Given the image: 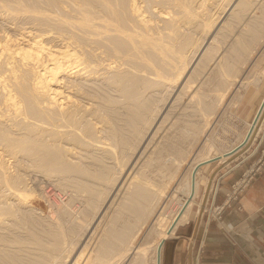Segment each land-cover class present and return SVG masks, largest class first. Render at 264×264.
<instances>
[{
	"label": "rangeland",
	"instance_id": "rangeland-1",
	"mask_svg": "<svg viewBox=\"0 0 264 264\" xmlns=\"http://www.w3.org/2000/svg\"><path fill=\"white\" fill-rule=\"evenodd\" d=\"M83 1L25 0L24 2V0H0V62L2 64L7 61L11 62L12 58V61H14L11 64L8 62L6 65L5 63L0 64V67H2L0 70L4 71L6 68L7 70L11 68L7 73L5 72L7 70L4 71L5 75L3 71L0 72V75L2 73L0 79L6 83L3 86V82L0 81V93L2 94L0 95V264H92L94 260L96 264H99L100 262L96 260L100 257L102 260L104 259L102 264H130L131 259H127V256L121 258L120 255L124 245L123 239L129 238L130 234H133L137 238H135V244H143L144 240L150 238L149 236L152 233L155 235V229L158 230L160 223L165 220H161V218L171 217L181 206L186 196L181 182L185 179L191 164L206 151L209 142L213 144V153L233 147L245 133L248 122L252 121L255 107L258 102L257 107L259 106L264 95V0H191V2L190 0H177L176 2L175 0H136V2L135 0H131V2L130 0L129 2L127 0H116L118 3L115 0ZM133 4L134 6L137 4V8L141 7L140 11L138 9V14L141 12L147 13L137 15ZM29 5L36 7V11L33 6L30 7ZM126 5H129L128 8ZM93 6H95L94 10L92 9ZM175 7L177 8L174 9ZM183 9L186 11L184 12ZM171 10H174L172 13L175 12L176 17L173 15L175 18L178 16L180 18V15L182 18L184 14L181 13H185L187 19H185V16L182 20H188L189 24L180 21L182 25H178V23H175L176 19L174 17L172 18L170 15V17H165L162 14ZM83 11L87 12L85 13L86 16H90L89 21L86 20L88 23L85 21L87 17L84 16ZM89 11L93 15L88 14ZM133 12L135 13L133 14ZM94 13L95 16L98 15L95 17ZM103 14L111 16H108V18L113 19L110 20L112 24L108 23L109 19L106 18L107 16L104 17ZM187 14L190 17L192 16V20ZM100 16H102L101 19ZM91 20H93V23L90 22ZM127 20H130V24L135 23V26L130 25ZM142 20L146 22L144 23ZM190 20L194 21L190 22ZM70 21L72 22L70 23ZM81 21L85 23L83 22L82 25ZM106 21L108 22L106 23ZM113 21L118 22L114 23ZM84 24L87 26H84ZM94 24H97V26H94ZM110 25L113 27H110ZM44 27L47 29L45 30ZM94 28L96 31L98 30L97 33ZM140 28H143L142 31ZM131 31L132 33H130ZM143 31L147 36L150 33L149 36L151 35L152 39L159 40L168 47L162 50L158 48V50L151 43L152 40L150 42L148 39H143V34L141 35V32L144 33ZM90 32L93 34L91 35ZM88 33L90 34L88 35ZM130 35H132V38H130ZM37 36L43 40H40ZM116 36L122 43L118 42V39L115 41ZM167 36L172 37L167 39ZM32 37H34V40ZM112 37H114V40ZM126 37H129L128 40ZM36 39L42 43L45 42L44 45L49 50L50 46L51 49L57 46L59 50L66 48L68 44L71 45V48L77 46L76 50H79V54L81 55L83 52L82 57L84 56L90 63H88L91 67L89 69L93 70L92 72L89 69L86 70L89 67L87 66L82 74H63L61 76L64 81L62 80L63 83L61 82L60 86L65 89L64 92H67L65 94H71V97H74L71 101L68 100V104H70V107L67 106L68 109L70 108V111L67 109L68 112L66 109L63 111L60 106L50 104L46 93H44V96L41 91L34 90L32 81H34L38 69L42 68L40 65L43 66L42 63L48 58L47 49L43 52L45 54L42 53L44 57L40 56V59L46 58L42 60V63L40 60L39 64L34 62H31L33 63L31 64L24 61L23 63L22 60L19 61L20 58L18 57L15 60L11 53H8V56L5 51L8 49L5 48L4 50L3 47L4 41L10 44L8 46L11 48L14 45V48L17 47L16 45L22 46L20 43L25 44L24 46L27 47V44ZM134 39L138 41L135 42ZM125 40L127 41L125 42ZM24 41H27V44ZM104 45L106 46L104 47ZM57 47L54 49H58ZM162 51L167 54L165 55ZM3 52L6 56L3 55ZM160 52H162L161 56H159ZM110 55L114 57L111 58ZM4 58L8 60L5 61ZM15 61L18 63H15ZM183 61L189 64L186 70L184 69L185 71L179 81L175 82L172 78L176 76L175 73H178V70H183L181 68V66L184 67ZM150 63L151 65H148ZM12 64L13 68L11 67ZM229 64H233L230 74L232 72L237 76H234L236 78L234 82L232 81L233 84L226 95L223 96L221 92L224 88L219 83V79L223 78L220 71L228 67ZM5 66L7 67L5 68ZM8 66L10 67L8 68ZM152 66L154 67L152 68ZM119 68L122 69V72ZM155 68H157L158 73L160 72V75H156L158 73ZM13 69H17L16 73L18 72V75L13 72ZM143 70L148 72L145 73ZM141 72L143 77H140V75L142 76ZM6 75L11 76L7 78ZM16 76L19 80L15 78ZM165 76L168 77L165 78ZM11 77H14L16 82ZM9 78L12 80L7 81ZM166 79L171 81L167 82ZM107 82L109 83L107 84ZM115 82L117 83L115 84ZM187 82L191 85L189 88L186 87ZM9 84L13 86L11 87ZM130 85L134 90L131 89ZM14 86L17 89L16 91H14ZM139 86L141 87L139 88ZM1 87L4 88L1 89ZM9 87H11V92L14 91L11 93L12 98L15 99L13 101L12 99H6L8 94L6 97L5 93H10L8 92ZM21 87L23 88L21 89ZM4 95L6 98H4ZM99 98L101 99L99 100ZM10 101L17 102V105L19 102L23 106L19 104L14 109V105L9 106ZM132 101L134 102L132 103ZM7 102L8 106H6ZM2 105L5 106L2 107ZM50 106L51 108H49ZM3 109L8 110V114H5ZM37 109L38 111H36ZM71 111L73 115H68ZM32 112L36 114L33 115ZM61 112L62 114H59ZM64 112L66 114H63ZM47 116L49 119L51 117L52 120L45 118ZM67 118L68 120H66ZM87 118L91 121L89 122ZM69 119L73 120L69 121ZM47 122L48 125H46ZM72 122L73 124H71ZM83 123L87 126L85 127ZM99 124L100 126H98ZM114 126L115 128H113ZM89 127L91 133H89ZM136 128L138 129L134 130ZM42 129L46 130L42 131ZM80 129L82 133L79 131ZM42 132L46 133L43 134ZM52 135L53 137H51ZM16 150L17 152H15ZM14 153L15 155H13ZM2 159L3 162H1ZM262 166L264 167V117L259 130L248 147L234 154L228 161L222 162L220 159H215L202 167L201 173L203 176L201 175L199 190L194 197L190 217L179 225H192L199 218L201 220L221 221L226 206L244 191H241L239 187L246 185L249 181L251 182ZM237 170L240 172V176L233 180L231 191L222 203H215L218 188L223 180L221 177L230 171ZM211 173H213V176H211ZM133 190L138 194L132 192ZM143 196L146 198H142ZM133 201L137 204H133ZM177 230L174 235H176ZM87 259L90 261L88 262Z\"/></svg>",
	"mask_w": 264,
	"mask_h": 264
},
{
	"label": "bare ground",
	"instance_id": "bare-ground-1",
	"mask_svg": "<svg viewBox=\"0 0 264 264\" xmlns=\"http://www.w3.org/2000/svg\"><path fill=\"white\" fill-rule=\"evenodd\" d=\"M65 1H68V0H64V2ZM70 1H72V0H70ZM85 1V0H84ZM83 1V2H84ZM116 1V0H115ZM119 1V0H118ZM128 2H129V0H127ZM163 1V0H162ZM177 0H175V2H176ZM182 1V0H181ZM189 1V0H188ZM204 1V0H203ZM24 2H25V0H24ZM74 2V1H73ZM73 2H71V3H73ZM90 2V1H89ZM113 2V1H112ZM117 2V1H116ZM130 2H131V0H130ZM135 2H136V0H135ZM160 2V1H159ZM170 2V1H169ZM179 2V1H178ZM190 2H191V0H190ZM190 2H188V3H190ZM22 3H23V1H22ZM30 3V2H29ZM33 3V2H32ZM60 3V2H59ZM69 3V2H68ZM70 3V4H71ZM88 3V2H87ZM98 3V2H97ZM104 3V2H103ZM115 3V2H114ZM118 3V2H117ZM117 3H115V4H117ZM184 3V2H183ZM201 3H203V2H201ZM18 4V3H17ZM19 4H20V2H19ZM25 4V3H24ZM27 4H28V2H27ZM84 4V3H83ZM82 4V5H83ZM92 4H93V1H92ZM112 4V3H111ZM122 4V3H121ZM143 4V3H142ZM155 4V3H154ZM158 4V3H157ZM160 4V3H159ZM179 4H181V3H179ZM204 4V3H203ZM230 4V3H229ZM228 4V5H229ZM21 5V4H20ZM31 5V4H30ZM29 5V6H30ZM73 5V4H72ZM105 5V4H104ZM137 4H135V6H134V4H133V6H134V11H136L137 13V15H143L144 13H147V12H141V13H139L138 14V12L140 11V8H137L138 6H136ZM162 5H164V4H162ZM173 5V4H172ZM172 5H171V7H172ZM181 5H183V4H181ZM184 5H185V3H184ZM188 5V4H187ZM194 5V4H193ZM200 5V4H199ZM28 6V7H29ZM33 6V5H32ZM32 6H30V7H32ZM39 6H41V5H39ZM38 6V7H39ZM84 6H85V4H84ZM83 6V7H84ZM89 6V5H88ZM103 6V5H102ZM129 6V5H128ZM128 6L126 5V7L128 8ZM146 6V5H145ZM161 6V5H160ZM168 6V5H167ZM24 7V6H23ZM26 7V6H25ZM29 7V8H30ZM94 7L95 6H93V10H94ZM105 7H106V5H105ZM105 7H104V9H105ZM108 7H110V6H108ZM107 7V8H108ZM112 7V6H111ZM130 7H131V5H130ZM129 7V8H130ZM142 7H144V6H142ZM152 7V6H151ZM166 7V6H165ZM201 7V6H200ZM33 8H34V6H33ZM36 8V7H35ZM34 8V10L36 11V9ZM65 8V7H64ZM78 8H81V7H78ZM84 8H86V7H84ZM88 8V7H87ZM155 8V7H154ZM153 8V9H154ZM166 8H168V7H166ZM177 7H175L174 9H176ZM182 8H184V6H182ZM187 8V7H186ZM205 8V7H204ZM225 8H227V7H225ZM23 9V8H22ZM27 9V8H26ZM44 9V8H43ZM91 9V10H92ZM103 9V10H104ZM114 9V8H113ZM138 9H139V11H138ZM171 9V8H170ZM180 9V8H179ZM178 9V10H179ZM193 9V8H192ZM207 9H208V7H207ZM25 10V9H24ZM31 10H32V8H31ZM39 10H41L40 8H39ZM45 10V9H44ZM83 10V9H82ZM89 10V9H88ZM87 10V11H88ZM111 10V9H110ZM109 10V11H110ZM115 10V9H114ZM121 10H123V9H121ZM165 10V9H164ZM206 10V9H205ZM226 10V9H225ZM224 10V11H225ZM33 11V10H32ZM38 11V10H37ZM49 11V10H48ZM102 11V10H101ZM105 12H106V9L104 10ZM125 11V10H124ZM174 11V10H173ZM172 10L171 11H166V13L164 12V13H162V14H164L165 15V17H167V16H172V18L175 16L176 17V14L174 15V13H172L173 12ZM183 11H184V9H183ZM186 11V10H185ZM184 11V12H185ZM188 11V10H187ZM194 11H195V9H194ZM194 11H192V12H194ZM24 13H25V11H23ZM28 12V11H27ZM80 12V11H79ZM84 12V11H83ZM111 12V11H110ZM128 12V11H127ZM129 12H131L130 10H129ZM162 12V11H161ZM160 12V13H161ZM177 12V11H176ZM179 12V11H178ZM190 12V11H189ZM52 13V12H51ZM78 13V12H77ZM85 13H87V12H84L83 14H84V16L85 17H87V18H85V21L87 20V21H89V18H90V16L88 15V16H86L87 14H85ZM97 13H99V12H97ZM96 13V14H97ZM103 13V12H102ZM113 13H114V11H113ZM119 13V12H118ZM125 13V12H124ZM135 12H133V14H134ZM187 13V12H186ZM195 13V12H194ZM194 13H192V14H194ZM199 13V12H198ZM220 13V12H219ZM222 13V12H221ZM13 14V13H12ZM53 14V13H52ZM81 14V13H80ZM88 14H90V11H89V13ZM100 14V13H99ZM106 14H107V12H106ZM104 15V17L105 16H107V15ZM121 14V13H120ZM131 14V13H130ZM181 14H184V17H182V18H185V13H181ZM188 14H190V13H188ZM187 14V15H188ZM200 14V13H199ZM203 14V13H202ZM36 15V14H35ZM39 15H40V13H39ZM90 15H93V14H90ZM98 15V14H97ZM96 15V16H97ZM119 15V14H118ZM147 15V14H146ZM151 15V14H150ZM160 15V14H159ZM174 15V16H173ZM179 15V14H178ZM198 15V14H197ZM42 16H43V14H42ZM47 16V15H46ZM53 16V15H52ZM54 16H57V15H54ZM94 16H95V13H94ZM95 16V17H96ZM108 16H110V15H108ZM108 16L106 17L107 19H109L108 18ZM127 16V15H126ZM132 16V15H131ZM136 16V15H135ZM145 16V15H144ZM161 16H163V15H161ZM160 16V17H161ZM169 16V17H170ZM189 16V15H188ZM194 16V15H193ZM37 17V16H36ZM59 17H61V16H59ZM70 18H71V16H69ZM92 17V16H91ZM101 17L102 16H100V19H101ZM115 17H116V15H115ZM141 17V16H140ZM139 17V18H140ZM143 17V16H142ZM141 17V18H142ZM148 17V16H147ZM150 17V16H149ZM174 17V19H176V21H175V23H178V25L180 24V21H184V23H187L188 22V24H189V21L188 20H185V19H187V16H186V18L184 19V20H182V18H181V15H180V18H179V16L177 17V18H175ZM190 17V16H189ZM198 17V16H197ZM200 17V16H199ZM198 17V18H199ZM202 17V16H201ZM220 17V16H219ZM18 18V17H17ZM52 18V17H51ZM66 18H68V17H66ZM98 18H99V16H98ZM124 18V17H123ZM132 18V17H131ZM130 18V19H131ZM164 18V17H163ZM191 18V20H192V16L190 17ZM194 18V17H193ZM56 19V18H55ZM58 19H60V18H58ZM69 19V18H68ZM73 19V18H72ZM78 19H80V18H78ZM82 20H83V18H81ZM128 19V18H127ZM133 19V18H132ZM144 19V18H143ZM148 19V18H147ZM189 19V18H188ZM94 20V19H93ZM93 20H91L90 22H92ZM110 20L112 21L113 19L111 18V19H109L108 21H106V23L108 22V23H111L112 24V22H110ZM141 20V19H140ZM145 20V19H144ZM155 20V19H154ZM153 20V21H154ZM164 20V19H163ZM170 20V19H169ZM173 20V19H172ZM190 20V22H193V21H191ZM86 21V22H87ZM96 21V20H95ZM99 21H101V20H99ZM128 21V23H129V21L130 20H127ZM135 22H137L136 20H134ZM143 21V20H142ZM141 21V22H142ZM148 21V20H147ZM174 21V20H173ZM217 21V20H216ZM72 21H70V23H71ZM78 22H79V20H78ZM82 22V21H81ZM84 22V21H83ZM83 22H82V25H83ZM90 22H89V25L91 26V24H90ZM103 22H104V19H103ZM114 22V21H113ZM116 22H118V21H116ZM116 22H114V23H116ZM144 22V21H143ZM146 22V21H145ZM144 22V23H145ZM151 22V21H150ZM157 22V21H156ZM169 22V21H168ZM196 22V21H195ZM75 23H77V22H75ZM74 23V24H75ZM85 23V22H84ZM88 23V22H87ZM93 23V22H92ZM105 23V24H106ZM113 23V24H114ZM121 23V22H120ZM143 23V24H144ZM158 23V22H157ZM174 23V22H173ZM183 23V22H182ZM184 23H183V25H184ZM34 24V23H33ZM73 24V25H74ZM78 24V23H77ZM98 24V23H97ZM97 24H94V26H97ZM99 24H100V22H99ZM104 24V23H103ZM122 24V23H121ZM130 24V23H129ZM135 23H133V24H130V25H134ZM137 24H139V23H137ZM136 24V25H137ZM151 24V23H150ZM191 24H193V23H191ZM93 25V24H92ZM100 25H102V23L100 24ZM119 25V24H118ZM117 25V26H118ZM163 25V24H162ZM170 25V24H169ZM180 25H182V24H180ZM195 25V24H194ZM210 25H213V24H210ZM254 25V24H253ZM34 26V25H33ZM69 26V25H68ZM80 26V25H79ZM84 26H87V25H85L84 24ZM93 26V27H94ZM109 26V25H108ZM116 26V27H117ZM124 26V25H123ZM135 26V25H134ZM150 26V25H149ZM152 26H153V24H152ZM177 26V25H176ZM191 26V25H190ZM193 26V25H192ZM39 27V26H38ZM41 27V26H40ZM83 27V26H82ZM81 27V28H82ZM110 27H113V26H111L110 25ZM109 27V28H110ZM127 27V26H126ZM125 27V28H126ZM146 27H147V24H146ZM255 27V26H254ZM5 28V27H4ZM20 28V27H19ZM18 28V29H19ZM45 28V27H44ZM51 28V27H50ZM53 28V27H52ZM75 28V27H74ZM118 28V27H117ZM124 28V29H125ZM129 28V27H128ZM134 28V27H133ZM144 28V27H143ZM143 28H140L141 29V31H142V29ZM148 28V27H147ZM154 28V27H153ZM170 28V27H169ZM181 28H182V26H181ZM180 28V29H181ZM209 28H210V26H209ZM253 28V27H252ZM257 28H258V26H257ZM1 29H3V28H1ZM16 29V28H15ZM24 29V28H23ZM29 29V28H28ZM42 29V28H41ZM47 28H45V30H46ZM54 29V28H53ZM87 29H89V28H87ZM97 29H98V27H97ZM103 29V28H102ZM102 29H101V31H102ZM107 29V28H106ZM112 29V28H111ZM110 29V30H111ZM114 29V28H113ZM116 29V28H115ZM135 29V28H134ZM33 30V29H32ZM36 30V29H35ZM38 30V29H37ZM60 30H62V29H60ZM78 30V29H77ZM86 30V29H85ZM92 30V29H91ZM94 30H95V28H94ZM117 30V29H116ZM123 30V29H122ZM136 30V29H135ZM148 30V29H147ZM174 31H175V29H173ZM177 30V29H176ZM179 30V29H178ZM177 30V31H178ZM251 30H253V29H251ZM256 30V29H255ZM259 30V29H258ZM20 31V30H19ZM29 31V30H28ZM39 31H41V30H39ZM48 31V30H47ZM53 31V30H52ZM55 31V30H54ZM64 31V30H63ZM62 31V32H63ZM70 31V30H69ZM98 31V30H97ZM97 31L95 30V32L97 33ZM100 31V30H99ZM101 31H100V33H101ZM103 31H105L104 29H103ZM119 31L121 32V30L119 29ZM128 31V30H127ZM126 31V32H127ZM130 31V30H129ZM133 31V30H132ZM132 31L130 32V33H132ZM140 31V30H139ZM152 31V30H151ZM167 31V30H166ZM26 32V31H25ZM77 32V31H76ZM75 32V33H76ZM84 32V31H83ZM89 32V31H88ZM93 32V31H92ZM106 32V31H105ZM108 32V31H107ZM111 32V31H110ZM116 32V31H115ZM118 32V31H117ZM119 32V33H120ZM123 32V31H122ZM144 32V31H143ZM154 32V31H153ZM160 32V31H159ZM44 33V32H43ZM52 33V32H51ZM91 33V32H90ZM90 33H88V35L90 34ZM109 33V32H108ZM123 33H125V32H123ZM123 33H121L122 35H123ZM127 33H129V32H127ZM135 33V32H134ZM133 33V34H134ZM145 33V32H144ZM144 33H142L141 32V35H142V37H143V39H148V41H150V40H152V42L151 43H153L154 44V46L158 49H164V48H167L168 47V45H166L165 43L164 44H162V42H160L159 40H156V39H154V41H153V39H152V36L150 35L149 36V34H148V36L146 35V33L144 34ZM170 33V32H169ZM208 33V32H207ZM12 34V33H11ZM10 34V35H11ZM29 34H31V33H29ZM37 34V33H36ZM39 34V33H38ZM78 34V33H77ZM82 34V33H81ZM93 33H91V35H92ZM99 34V33H98ZM97 34V35H98ZM113 34V33H112ZM140 34V33H139ZM166 34V33H165ZM164 34V35H165ZM168 34V33H167ZM166 34V35H167ZM17 35V34H16ZM55 35H57V34H55ZM76 35V34H75ZM80 35V34H79ZM78 35V36H79ZM86 35V34H85ZM90 35V36H91ZM135 35V34H134ZM133 35V36H134ZM136 35H137V32H136ZM140 35V36H141ZM159 35V34H158ZM161 35V34H160ZM174 35V34H173ZM1 36V35H0ZM19 36V35H18ZM30 36V35H29ZM29 36H27L28 38H29ZM40 36V35H39ZM49 36V35H48ZM63 36V35H62ZM82 36V35H81ZM113 36V35H112ZM114 36H115V33H114ZM118 36V35H117ZM117 36H116V39H115V41L118 39L117 38ZM127 36V35H126ZM132 35H130V38H132L131 37ZM21 37V36H20ZM38 37V36H37ZM42 37V36H41ZM88 37V36H87ZM138 38H139V36H137ZM168 37L169 36H167V39H168ZM170 37H172V36H170ZM169 37V38H170ZM6 38L7 39H9L8 38V36H6ZM26 38V37H25ZM34 37H32V39H33ZM39 38V37H38ZM37 38V39H38ZM51 38V37H50ZM58 38V37H57ZM68 38V37H67ZM80 38H82V37H80ZM93 38H96V37H93ZM106 38H107V36H106ZM114 37H112V39H113ZM127 38H129V37H126V39ZM174 38V37H173ZM2 39H3V37H2ZM35 40V41H32V42H30L29 44H27V41L25 42L26 44H27V47H25L23 44H21L20 43V45H22V46H18V45H16L17 47H15L14 48V46H13V48H11L10 46H8V45H10V44H7V42H5L4 41V50H5V48H7L8 50H5L6 51V54L8 55V53H11V55H12V57H14V59L15 58H20V60L19 61H21L22 60V62L24 61L25 63H31V62H34V63H36V64H39V61L42 63L43 61V59H46V58H43V59H40V56L42 55V53L44 52V51H46V49H47V47L44 45V44H46L45 42L44 43H42L40 40L42 39V38H39L40 40ZM54 39V38H53ZM61 39V38H60ZM102 39V38H101ZM100 39V40H101ZM143 39H142V41H143ZM171 39V38H170ZM177 39V38H176ZM12 40V39H11ZM25 40H27V39H25ZM34 40V39H33ZM43 40V39H42ZM50 40V39H49ZM67 40V39H66ZM65 40V41H66ZM104 40V39H103ZM114 40V39H113ZM112 40V41H113ZM120 40H122L121 38H120ZM128 40V39H127ZM127 40H125V42L127 41ZM135 40V39H134ZM137 40V39H136ZM136 40H135V42H136ZM141 40V39H140ZM179 40V39H178ZM17 41V40H16ZM19 41V40H18ZM17 41V42H18ZM30 41V40H29ZM59 41V40H58ZM61 41V40H60ZM81 41V40H80ZM79 41V42H80ZM83 41V40H82ZM89 41V40H88ZM98 41V40H97ZM97 41H96V43H97ZM107 41V40H106ZM105 41V42H106ZM138 41V40H137ZM145 41V40H144ZM169 41V40H168ZM171 41V40H170ZM174 41V40H173ZM1 42H3V41H1ZM9 42H10V40H9ZM12 42H14V41H12ZM21 42V41H20ZM22 42H23V40H22ZM71 42V41H70ZM118 42H120V43H122V41H119V39H118ZM11 43V42H10ZM15 43V42H14ZM64 43V42H63ZM81 43V42H80ZM99 43V42H98ZM103 43V42H102ZM109 43V42H108ZM117 43V42H116ZM115 43V44H116ZM140 43V42H139ZM12 44V43H11ZM16 44H18V43H16ZM49 44V43H48ZM55 44V43H54ZM101 44V43H100ZM107 44V43H106ZM114 44V45H115ZM119 44V43H118ZM134 44V43H133ZM200 44H202V43H200ZM1 45V44H0ZM95 45V44H94ZM113 45V46H114ZM120 45V44H119ZM122 45V44H121ZM143 45V44H142ZM149 45H151V44H149ZM170 45V44H169ZM174 45V44H173ZM251 45H252V43H251ZM24 46V47H23ZM55 46V45H54ZM69 46V47H68ZM68 46L66 47V48H61V50H59V48L57 47V46H55V47H57L58 49H54L55 47H52L53 49H51V46H50V50H49V48L47 49V54H48V60L45 62L44 61V63H42L43 64V66H41L40 65V67H42L40 70L38 69V71L36 72V77L34 78V81H32L34 84H33V86H34V90H37L38 92L39 91H41L42 93H43V95H44V93H46V97H48V102L51 104H53V105H56V106H60L61 107V109L64 111L65 109L67 110L68 109V105H69V107H70V104H68V100H72V98H74V97H71L72 95L70 94V95H67V94H65V93H67V92H64V88H62L61 86H60V84H61V82H62V75L63 74H82V72H84V70H85V68L87 67V66H89V61L88 60H86V58L83 56L82 57V54H83V52H82V50L80 51V53H81V55L79 54V50H76V48H78L77 46H76V48L74 49V48H71L70 46L71 45H69L68 44ZM106 45H104V47H105ZM116 46V45H115ZM140 46V45H139ZM172 46V45H171ZM243 46V45H242ZM248 46V45H247ZM90 47V46H89ZM95 47V46H94ZM103 47V46H102ZM112 47V46H111ZM118 47V46H117ZM122 47V46H121ZM153 47V46H152ZM173 47V46H172ZM239 47V46H238ZM246 47V46H245ZM109 48V47H108ZM114 48V47H113ZM124 48H126V47H124ZM133 48V47H132ZM136 48V47H135ZM155 48V49H156ZM139 49H140V47H139ZM139 49H138V51H139ZM158 49V50H159ZM253 49V48H252ZM2 50H3V48H2ZM10 50V52H8ZM49 50V51H48ZM103 50V49H102ZM113 50V49H112ZM120 50V49H119ZM123 50V49H122ZM121 50V52H123ZM128 50H129V48H128ZM134 50V49H133ZM137 50V49H136ZM152 50V49H151ZM197 50V49H196ZM244 50V49H243ZM91 51V50H90ZM105 51V50H104ZM103 51V52H104ZM114 51V50H113ZM173 51V50H172ZM86 51H85V46H84V53H85ZM146 52V51H145ZM144 52V53H145ZM150 52V51H149ZM148 52V53H149ZM159 52V51H158ZM163 52V51H162ZM162 52H160V53H158V54H160L159 56H161L162 55ZM165 52V51H164ZM163 52V53H164ZM176 52H177V50H176ZM195 52V51H194ZM197 52V51H196ZM244 52V51H243ZM0 53H1V51H0ZM139 53V52H138ZM144 53H142V54H144ZM151 53V52H150ZM157 53V52H156ZM5 53L3 52V55H4ZM6 54H5V56H6ZM43 54H45V53H43ZM46 54V55H47ZM141 54V55H142ZM165 54V53H164ZM167 54V53H166ZM165 54V55H166ZM85 55H86V53H85ZM92 55V54H91ZM104 55V54H103ZM106 55V54H105ZM146 55V54H145ZM144 55V56H145ZM151 55V54H150ZM169 55V54H168ZM247 55V54H246ZM0 56H1V54H0ZM9 56V55H8ZM112 55H110V57H111ZM114 56H115V54H114ZM113 56V57H114ZM157 56V55H156ZM176 56V55H175ZM11 57V56H10ZM9 57V58H10ZM11 57V58H12ZM42 57H44V55H42ZM41 57V58H42ZM87 57V56H86ZM113 57H111V58H113ZM141 57V56H140ZM149 57V56H148ZM151 57V56H150ZM165 57V56H164ZM172 57H173V55H172ZM107 58H109V57H107ZM145 58V57H144ZM1 59H3V58H1ZM13 59V58H12ZM12 59H11V62H14V61H12ZM92 59V58H91ZM99 59V58H98ZM104 59V58H103ZM146 59V58H145ZM151 59V58H150ZM169 59V58H168ZM167 59V60H168ZM243 59V58H242ZM4 60H5V58H4ZM6 60H8L7 58H6ZM5 60V61H6ZM10 60V59H9ZM16 60V59H15ZM112 60V59H111ZM162 60H163V58H162ZM166 60V59H165ZM3 61V60H2ZM88 61V62H87ZM101 61V60H100ZM108 61V60H107ZM123 61V60H122ZM148 61V60H147ZM149 61H151V60H149ZM152 61H154V60H152ZM156 61V60H155ZM159 61H161V60H159ZM237 61V60H236ZM8 62V61H7ZM7 62L5 63V65L7 64ZM11 62H8L9 64H11ZM23 62V63H24ZM117 62V61H116ZM168 62V61H167ZM3 63V64H4ZM15 63H18V62H16L15 61ZM89 63V64H88ZM109 63V62H108ZM108 63H105V64H108ZM149 63V62H148ZM153 63V62H152ZM157 63V62H156ZM183 63H184V67H182L181 66V68H183V70H178V73H175V77L174 78H172V79H174L175 80V82L176 81H179V79L181 78V76H182V74L184 73V71L186 70V68H187V66H188V62H186V61H183ZM0 64L1 65H3L2 64V62H0ZM8 64V65H9ZM14 64V63H13ZM13 64L11 65V67L13 66ZM31 64H33V63H31ZM95 64V63H94ZM137 64V63H136ZM162 64V63H161ZM170 64V63H169ZM241 64H242V62H241ZM16 65V64H15ZM21 65V64H20ZM23 65V64H22ZM103 65V64H102ZM112 65V64H111ZM114 65V64H113ZM125 65V64H124ZM131 65H132V63H131ZM148 65H151V63L150 64H148ZM154 65V64H153ZM159 65V64H158ZM164 65V64H163ZM244 65V64H243ZM17 66V65H16ZM16 66H15V68H16ZM34 66H35V64H34ZM104 66V65H103ZM103 66H101V67H103ZM120 66V65H119ZM122 66V65H121ZM120 66V67H121ZM134 66V65H133ZM137 66H138V64H137ZM145 66V65H144ZM157 66V65H156ZM7 66H5V68H6ZM10 66H8V68H9ZM22 67V66H21ZM36 67H37V65H36ZM113 67H115V66H113ZM117 67V66H116ZM146 67V66H145ZM154 66H152V68H153ZM168 67V66H167ZM232 67H233V64H229L228 65V67H226L224 70H221L220 71V74H221V76L223 77L222 79H219V83H221V85H223V88H224V90L221 92V94H223V96H225L226 95V93H227V91L230 89V87H231V85L233 84V82H234V80H235V78H234V76H237V74H232V72H231V74H230V69H232ZM2 67H0V69H1ZM13 68V67H12ZM20 68V67H19ZM35 68V67H34ZM89 68H91L90 66L86 69V70H88ZM96 68V67H95ZM107 68V67H106ZM126 68V67H125ZM132 68V67H131ZM135 68V67H134ZM147 68V67H146ZM170 68V67H169ZM243 68V67H242ZM23 69H25V68H23ZM27 69V68H26ZM25 69V70H26ZM36 69V68H35ZM35 69H33V70H35ZM93 69V68H92ZM116 69V68H115ZM119 69H121V68H119ZM139 69V68H138ZM158 69H159V67H158ZM185 69V70H184ZM5 70H7V68L5 69ZM4 70V71H5ZM8 70H11V68L10 69H8ZM8 70L7 71H5L6 73L8 72ZM16 70L17 69H13V72L16 74V75H18L17 73H16ZM22 70V69H21ZM89 70H91V69H89ZM98 70V69H97ZM96 70V71H97ZM109 70V69H108ZM140 70V69H139ZM164 70V69H163ZM171 70V69H170ZM1 71H3V70H0V72ZM4 71H3V73H4ZM18 71H19V69H18ZM23 71V70H22ZM30 71V70H29ZM93 70H91V72H92ZM95 71V72H96ZM153 71V70H152ZM155 71H157V73H158V70H157V68H155ZM154 71V72H155ZM165 71V70H164ZM229 73H228V72ZM10 72V71H9ZM20 72V71H19ZM23 72H25V71H23ZM33 72V71H32ZM87 72V71H86ZM85 72V73H86ZM103 72H106V71H103ZM102 72V73H103ZM110 72V71H109ZM120 72H122V69H121V71ZM143 72H145L144 70H143ZM148 71L146 70V72L145 73H147ZM168 72V71H167ZM30 73H31V71H30ZM89 73V72H88ZM101 73V72H100ZM142 73V72H141ZM144 73V74H145ZM151 73V72H150ZM160 73V72H159ZM156 74V75H160V74ZM171 73V72H170ZM9 74V73H8ZM13 74V73H12ZM22 74V73H21ZM20 74V75H21ZM35 74V73H34ZM84 74V73H83ZM107 74V73H106ZM169 74V73H168ZM1 75H2V73H1ZM0 75V76H1ZM4 75H5V73H4ZM29 75H31V74H29ZM28 75V76H29ZM74 75V76H75ZM85 75V74H84ZM88 75V74H87ZM258 75V74H257ZM7 76V78L8 77H10V76H8V75H6ZM12 76H14V75H12ZM24 76V75H23ZM27 76V77H28ZM33 76V75H32ZM73 76V75H72ZM82 76V75H81ZM91 76V75H90ZM96 76V75H95ZM109 76V75H108ZM111 76V75H110ZM133 76H135V75H133ZM155 76V75H154ZM162 76V75H161ZM2 77V76H1ZM0 77V78H1ZM17 77L18 76H16L15 78L17 79ZM19 77H21V76H19ZM76 77V76H75ZM79 77V76H78ZM92 77V76H91ZM97 77V76H96ZM100 77V76H99ZM102 77V76H101ZM100 77V78H101ZM117 77V76H116ZM137 77V76H136ZM136 77H134V78H136ZM140 77H143V73H142V76L140 75ZM151 77V76H150ZM168 77V76H167ZM166 76H165V78H167ZM255 77V76H254ZM4 78V77H3ZM6 78V77H5ZM6 78V79H7ZM11 78H13V81H14V77H11ZM24 78H25V76H24ZM66 78V77H65ZM99 78V79H100ZM110 79H112L111 77H109ZM123 78V77H122ZM129 78V77H128ZM164 78V79H165ZM170 78V77H169ZM170 78V79H171ZM71 79V78H70ZM73 79V78H72ZM80 79V78H79ZM97 79V78H96ZM106 79V78H105ZM140 79V78H139ZM148 79V78H147ZM152 79V78H151ZM154 79V78H153ZM152 79V80H153ZM161 79V78H160ZM190 79V78H189ZM10 80H12V79H8L7 81H10ZM17 80H19V79H17ZM21 80V79H20ZM28 80V79H27ZM30 80H31V78H30ZM68 80V79H67ZM66 80V81H67ZM90 80V79H89ZM151 80V81H152ZM157 80V79H156ZM156 80H154V81H156ZM167 80V82L168 81H171V80H169V79H166ZM173 80V81H174ZM0 81L1 82H3L1 79H0ZM13 81L11 82L12 84H13ZM29 81V80H28ZM64 81V80H63ZM71 81V80H70ZM111 82H112V80H110ZM123 81V80H122ZM139 81V80H138ZM233 81V82H232ZM0 82V83H1ZM14 82H16V80L14 81ZM31 82V83H32ZM136 82V81H135ZM141 82V81H140ZM144 82H145V80H144ZM150 82V80L148 81V83ZM20 83V82H19ZM18 83V84H19ZM27 83V82H26ZM30 83V82H29ZM63 83V82H62ZM65 83V82H64ZM67 83V82H66ZM109 82H107V84H108ZM117 82H115V84H116ZM124 83V82H123ZM126 83V82H125ZM153 83V82H152ZM156 83H157V81H156ZM170 83V82H169ZM174 83V82H173ZM189 82H187L186 83V87L187 88H189L191 85L190 84H188ZM4 84L6 85V83H4L3 82V86H4ZM8 84V83H7ZM21 84H23L22 82H21ZM68 84V83H67ZM73 84V83H72ZM71 84V85H72ZM114 84V83H113ZM114 84V85H115ZM120 84V83H119ZM127 84H128V82H127ZM130 84H132L131 82H130ZM145 84V83H144ZM236 84V83H235ZM10 86H11V84H9ZM16 85H17V83H16ZM71 85H69V86H71ZM74 85V84H73ZM136 85V84H135ZM147 85V84H146ZM153 85V84H152ZM157 85H159V84H157ZM216 85V84H215ZM1 86V85H0ZM13 86V85H12ZM11 86V87H12ZM20 86V85H19ZM18 86V87H19ZM24 86H26V85H24ZM32 86V85H31ZM69 86H67V87H69ZM109 86V85H108ZM111 86H113V85H111ZM121 86V85H120ZM128 86V85H127ZM131 87H132V85H130ZM143 86V85H142ZM11 87H9V90H8V88L6 89V91L8 90V92H10V93H5V95H6V97H7V94H8V97L6 98L5 97V95H4V98H6V99H12V101L13 100H15L14 98H12L13 96H12V92H14V91H16L17 89H15V86L13 87L15 90L14 91H12L11 92V90H10V88ZM17 87V88H18ZM28 87V86H27ZM79 87V86H78ZM137 87V86H136ZM141 86H139V88H140ZM144 87H146V86H144ZM148 88H150L151 89V87H149V86H147ZM154 87H156V86H154ZM2 88H4V87H1V89ZM23 87H21V89H22ZM70 88V87H69ZM114 88V87H113ZM122 88H123V86H122ZM129 88V87H128ZM184 88V87H183ZM26 89V88H25ZM30 89V88H29ZM33 89V88H32ZM68 89V88H67ZM81 89V88H80ZM126 89H127V87H126ZM131 89H133V87L131 88ZM137 89V88H136ZM152 89H154V88H152ZM4 90V89H3ZM27 90V89H26ZM134 90V89H133ZM141 90V89H140ZM189 90V89H188ZM20 91V90H19ZM28 91V90H27ZM31 91V90H30ZM74 91V90H73ZM114 91V90H113ZM126 91H128V90H126ZM125 91V92H126ZM144 91V90H143ZM40 92V93H41ZM111 92V91H110ZM20 93V92H19ZM22 94L24 93V91L23 92H21ZM20 93V94H21ZM39 93V94H40ZM41 93V94H42ZM90 93V92H89ZM92 93V92H91ZM123 93V92H122ZM133 93V92H132ZM143 93V92H142ZM186 93V92H185ZM15 94V93H14ZM13 94V95H14ZM21 94V95H22ZM27 94H29L28 92H27ZM27 94H24V95H27ZM37 94V93H36ZM83 94V93H82ZM86 94V93H85ZM88 94V93H87ZM0 95H2L1 93H0ZM16 95V94H15ZM76 95V94H75ZM78 95V94H77ZM106 95H109V94H106ZM124 95H125V93H124ZM128 95V94H127ZM132 95V94H131ZM17 96V95H16ZM16 96H14V97H16ZM31 96V95H30ZM35 96V95H34ZM45 96V95H44ZM97 96V95H96ZM3 97V96H2ZM26 97H28V96H26ZM36 97V96H35ZM34 97V98H35ZM40 97H42L41 95H40ZM79 97V96H78ZM86 97V96H85ZM91 97V96H90ZM106 97H108V96H106ZM127 97V96H126ZM131 97V96H130ZM3 98V99H4ZM23 98V97H22ZM44 98V97H43ZM110 98V97H109ZM2 99V98H1ZM5 99V101H7ZM39 99V98H38ZM37 99V100H38ZM46 99V98H45ZM44 99V100H45ZM65 99H67V100H65ZM85 99V98H84ZM101 98H99V100H100ZM111 99V98H110ZM110 99H109V101H110ZM125 99V98H124ZM18 100V99H17ZM21 100H24V99H21ZM20 100V101H21ZM26 100V99H25ZM29 100V99H28ZM31 100V99H30ZM34 100V99H33ZM32 100V101H33ZM36 100V99H35ZM77 100V99H76ZM75 100V101H76ZM94 100H95V98H94ZM98 100V99H97ZM2 101V100H1ZM4 101V102H5ZM9 101V100H8ZM12 101H10L9 102V106H12V105H14V109H15V106H16V108L18 107V105L19 104H21V103H19L18 102V105L16 104V103H13ZM31 101V102H32ZM41 101V100H40ZM67 101V102H66ZM69 101V102H70ZM79 101V100H78ZM81 101V100H80ZM85 101H86V99H85ZM93 101V100H92ZM112 101H114V100H112ZM111 101V102H112ZM23 102V101H22ZM36 102V101H35ZM34 102V103H35ZM42 102H43V100H42ZM77 102V101H76ZM89 102H91L90 100H89ZM106 102V101H105ZM134 101H132V103H133ZM33 103V104H34ZM71 103V102H70ZM82 103V102H81ZM84 103V102H83ZM92 103V102H91ZM3 104V103H2ZM5 104V103H4ZM7 105L6 106H8V102L6 103ZM25 104V103H24ZM31 104V103H30ZM32 104V105H33ZM36 104V103H35ZM93 104V103H92ZM111 104V103H110ZM22 105V104H21ZM46 105V104H45ZM48 105V104H47ZM84 105V104H83ZM96 105V104H95ZM112 105V104H111ZM5 106V105H4ZM3 105H2V107H4ZM23 106V105H22ZM86 106V105H85ZM129 106V105H128ZM137 106V105H136ZM1 107V106H0ZM33 107V106H32ZM35 107V106H34ZM36 107H37V105H36ZM46 107V106H45ZM59 107V108H60ZM67 107V108H66ZM71 107H72V105H71ZM82 107H84V106H82ZM94 107V106H93ZM96 107V106H95ZM5 108H8V107H5ZM11 108V107H10ZM20 108V107H19ZM22 108V107H21ZM29 108H30V106H29ZM49 108H51V106L49 107ZM49 108H47V109H49ZM31 109V108H30ZM29 109V110H30ZM36 109V108H35ZM35 109H33L34 111H35ZM84 109H85V107H84ZM94 109H96V108H94ZM99 109V108H98ZM128 109V108H127ZM135 109V108H134ZM4 110V109H3ZM11 110V109H10ZM18 110V109H17ZM20 110V109H19ZM24 110V109H23ZM50 110V109H49ZM59 110V109H58ZM69 111H70V108L68 109ZM68 110H67V112H68ZM74 110H76V108H74ZM140 110H142V109H140ZM5 111V114L8 112V110L6 111V110H4ZM4 111H2L3 112V114H4ZM14 111H16V110H14ZM28 111V110H27ZM27 111H26V113H27ZM36 111H38V109L36 110ZM40 111V110H39ZM56 111V110H55ZM62 111V112H63ZM87 111V110H86ZM89 111H90V109H89ZM100 111V110H99ZM145 111V110H144ZM20 112V111H19ZM18 112V113H19ZM41 112V111H40ZM59 112V111H58ZM62 112L61 113H59V114H62ZM80 112V111H79ZM128 112V111H127ZM138 112V111H137ZM136 112V113H137ZM9 113H11L10 111H9ZM12 113H13V111H12ZM17 113V112H16ZM28 113H30V112H28ZM35 113V112H34ZM33 112H32V114L33 115H35ZM50 113V112H49ZM48 113V114H49ZM53 113V112H52ZM74 113V112H73ZM78 113V112H77ZM80 113H83V112H80ZM84 113H86V112H84ZM4 114V115H5ZM8 114V113H7ZM42 114V113H41ZM47 114V113H46ZM63 114H66L65 112L63 113ZM70 114H72V111L70 112V113H68V115H70ZM79 114V113H78ZM78 114H76V115H78ZM4 115H2V116H4ZM11 115V114H10ZM31 115V114H30ZM38 115V114H37ZM55 115V114H54ZM73 115V114H72ZM71 115V116H72ZM90 115V114H89ZM97 115V114H96ZM100 115H101V113H100ZM130 115V114H129ZM6 116V115H5ZM15 116V115H14ZM32 116V115H31ZM42 116V115H41ZM53 116V115H52ZM60 116V115H59ZM95 116V115H94ZM93 116V117H94ZM103 116V115H102ZM101 116V117H102ZM139 116V115H138ZM25 117H28V116H25ZM24 117V118H25ZM30 117V116H29ZM55 117H57L56 115H55ZM68 118L70 117V116H67ZM75 117V116H74ZM132 117V116H131ZM130 117V118H131ZM263 117H264V95H263V98H262V100H261V102H260V104H259V106H258V108L256 109V112L254 113V115H253V118H252V121L251 122H248V124H247V129H246V131H245V133L241 136V138L239 139V141L233 146V147H231L230 149H228V150H225V151H219V152H215V153H213L212 151V149H213V144H211L210 142L208 143V145H207V149H206V151L205 152H203V154H201L192 164H191V166H190V169H189V171H188V173H187V175H186V177H185V179L181 182V185L184 187V190H185V198L183 199V201H182V204H181V206L174 212V214L171 216V217H169V218H166V217H162L161 218V220H163V219H165L164 220V222L163 223H160V227H159V229L158 230H156L155 229V235L152 233V235L151 236H149L150 238H146L145 240H144V242H143V244H135L136 242H135V238H136V235H131L130 234V237L128 238L127 237V239H123V248L121 249V253H120V255L122 256L121 258H123V257H128L127 259H131V263L130 264H162V251H163V245H164V242H165V239H167L168 237H170V236H172L173 234H174V232H175V230H176V228L178 227V225L179 224H181L182 222H184L185 220H188L189 219V217H190V214H191V211H192V204H193V201H194V197L196 196V194L198 193V190H199V184H200V180H201V177L203 176L202 175V173H201V170H202V167H204L205 165H207V164H209V163H211L213 160H215V159H220L222 162H225V161H228V159H230V157H233V155L234 154H236V153H239L241 150H243L245 147H248V145L250 144V142L253 140V138H254V136H255V134H256V132L259 130V128H260V125H261V122H262V119H263ZM3 118V117H2ZM20 118V117H19ZM36 118V117H35ZM45 118H48V116L47 117H45ZM44 118V119H45ZM62 118V117H61ZM68 118L66 119V120H68ZM77 118H79L78 116H77ZM136 118V117H135ZM139 118V117H138ZM142 118V117H141ZM40 119V118H39ZM38 119V120H39ZM60 119V118H59ZM71 119V118H70ZM69 119V121H72V120H70ZM75 119V118H74ZM105 119V118H104ZM152 119V118H151ZM4 120V119H3ZM8 120V119H7ZM15 120H16V118H15ZM47 120V119H46ZM48 120H52V118L50 117V119L48 118ZM79 120V119H78ZM87 120L90 122L91 120H89L88 118H87ZM107 120V119H106ZM145 120V119H144ZM1 121V120H0ZM10 121V120H9ZM19 121H20V119H19ZM54 121V120H53ZM56 121V120H55ZM57 121H58V119H57ZM60 121V120H59ZM65 121V120H64ZM80 121V120H79ZM87 121V122H88ZM102 121V120H101ZM40 122H41V120H40ZM61 122V121H60ZM66 123H67V121H65ZM114 122V121H113ZM132 122V121H131ZM151 122H152V120H151ZM1 123V122H0ZM54 123V122H53ZM63 123V122H62ZM69 123V122H68ZM78 123V122H77ZM100 123V122H99ZM44 124V123H43ZM70 124V123H69ZM71 124H73V122L71 123ZM102 124V123H101ZM151 124V123H150ZM1 125V124H0ZM14 125V124H13ZM17 125V124H16ZM46 125H48V122H47V124ZM50 125H52V124H50ZM54 125V124H53ZM83 125L86 127L87 126V124L85 125L84 123H83ZM92 125V124H91ZM95 125V124H94ZM94 125L92 126L93 127V129L95 128L94 127ZM41 126V125H40ZM43 126V125H42ZM45 126V125H44ZM59 126H61L60 124H59ZM63 126H64V124H63ZM89 126H90V124H89ZM98 126H100V124L98 125ZM102 126V125H101ZM149 126V125H148ZM147 126V127H148ZM58 127V126H57ZM56 127V128H57ZM108 127V126H107ZM1 128V127H0ZM40 128V127H39ZM59 128V127H58ZM68 128V127H67ZM66 128V129H67ZM82 128V127H81ZM113 128H115V126L113 127ZM146 128V127H145ZM20 129V128H19ZM33 129V128H32ZM49 129V128H48ZM47 129V130H48ZM52 129H53V127H52ZM55 129V128H54ZM76 129V128H75ZM89 129V133H91L90 132V127L88 128ZM138 128H136V129H134V130H137ZM15 130V129H14ZM33 130H35V129H33ZM38 130V129H37ZM36 130V131H37ZM39 130H41V129H39ZM44 130H46V129H44ZM43 129H42V131H44ZM60 130V129H59ZM64 130V129H63ZM70 130H74V129H70ZM78 130V129H77ZM82 130H83V128H82ZM113 130V129H112ZM1 131H2V129H1ZM4 131V130H3ZM32 131V130H31ZM51 131V130H50ZM49 131V132H50ZM54 132H55V130H53ZM52 131V132H53ZM57 131V130H56ZM80 132H81V129L79 130ZM41 132V131H40ZM40 132H38V133H40ZM48 132V131H47ZM75 132V131H74ZM43 133V132H42ZM46 133V132H45ZM45 133H43V134H45ZM63 133H65V132H63ZM71 133V132H70ZM69 133V134H70ZM82 133V132H81ZM80 133V135L82 136V134ZM84 133V132H83ZM99 133V132H98ZM137 133H140V132H137ZM1 134V133H0ZM9 134H11V133H9ZM41 134V133H40ZM53 134V133H52ZM56 134V133H55ZM54 134V135H55ZM60 134V133H59ZM66 134V133H65ZM88 134V133H87ZM5 135V134H4ZM7 135V134H6ZM47 135V134H46ZM57 135V134H56ZM61 135V134H60ZM59 135V138L61 137ZM84 135V134H83ZM91 135V134H90ZM89 135V136H90ZM43 136V135H42ZM49 136V135H48ZM80 136V137H81ZM3 137V136H2ZM6 137V136H5ZM45 137V136H44ZM51 137H53V135L51 136ZM64 137V136H63ZM82 137H84V136H82ZM59 138H57V139H59ZM66 138V137H65ZM12 139V138H11ZM49 139H50V137H49ZM67 140H68V138H66ZM92 139V138H91ZM3 140V139H2ZM60 140V139H59ZM71 140V139H70ZM81 140V139H80ZM83 140H85V139H83ZM90 140V139H89ZM122 140V139H121ZM8 141V140H7ZM36 141V140H35ZM65 141V140H64ZM125 141V140H124ZM131 141V140H130ZM208 141V140H207ZM4 142H5V140H4ZM38 142V141H37ZM53 142V141H52ZM56 142H58V141H56ZM71 142V141H70ZM74 142H76V141H74ZM83 142V141H82ZM1 143V142H0ZM72 143V142H71ZM81 143V142H80ZM84 143V142H83ZM140 143V142H139ZM2 144H3V142H2ZM6 144H8V143H6ZM15 144V143H14ZM77 144V143H76ZM131 144V143H130ZM9 145V144H8ZM110 145V144H109ZM126 145V144H125ZM10 146V145H9ZM16 146V145H15ZM127 146H128V144H127ZM132 146V145H131ZM12 147V146H11ZM70 147V146H69ZM5 148H7V147H5ZM74 148V147H73ZM72 148V149H73ZM113 148V147H112ZM112 148H110L111 150H113ZM135 148H137V147H135ZM26 149V148H25ZM6 150V149H5ZM21 150V149H20ZM22 150L24 151V149L22 148ZM69 150H71V149H69ZM109 150V149H108ZM10 151H11V149H10ZM13 151V150H12ZM26 151V150H25ZM72 151V150H71ZM14 152V151H13ZM15 152H17V150L15 151ZM20 152V151H19ZM74 152V151H73ZM113 152V151H112ZM6 153V152H5ZM10 153V152H9ZM17 154V153H16ZM13 155H15V153L13 154ZM115 155H116V153H115ZM171 155V154H170ZM169 155V156H170ZM9 156H11V155H9ZM117 156V155H116ZM167 156V155H166ZM238 156V155H237ZM236 156V157H237ZM172 157V156H171ZM128 161V160H127ZM1 162H3V159H2V161ZM124 164H126V163H124ZM1 166V165H0ZM73 167V166H72ZM123 167V166H122ZM127 167V166H126ZM176 167V166H175ZM5 169V168H4ZM122 169V168H121ZM170 170V169H169ZM121 174V173H120ZM170 175H172V174H170ZM174 175V174H173ZM202 175V176H201ZM173 177V176H172ZM118 178V177H117ZM166 178V177H165ZM167 179V178H166ZM173 179V178H172ZM118 180H119V178H118ZM117 182V181H116ZM115 182V183H116ZM153 183V182H152ZM169 183V182H168ZM249 185V184H248ZM113 187V186H112ZM207 187V186H206ZM209 188V187H208ZM145 189V188H144ZM135 190V189H134ZM132 191V192H135V191ZM142 190H143V188H142ZM140 192H144V191H140ZM136 194H138V192H135ZM145 193V192H144ZM208 193V192H207ZM142 194V193H141ZM147 194V193H146ZM133 195H134V193H133ZM143 195V194H142ZM137 196V195H136ZM144 196H145V194H144ZM142 197V198H146V197ZM205 196V195H204ZM130 198H132V197H130ZM140 198H141V196H140ZM147 199H149V198H147ZM146 199V200H147ZM205 199H206V197H205ZM144 200V199H143ZM196 200V199H195ZM135 201V200H134ZM133 201V202H134ZM206 201V200H205ZM142 203V202H141ZM147 203V202H146ZM132 204V203H131ZM133 204H137V203H133ZM126 205V204H125ZM141 205V204H140ZM130 206H133V205H130ZM135 206H137V205H135ZM127 207H128V205H127ZM143 207H144V204H143ZM133 208V207H132ZM130 210H131V207H130ZM136 210V209H135ZM145 211H147V210H145ZM162 216V215H161ZM136 220H137V218H136ZM126 227H128V226H126ZM125 229H128V228H125ZM124 232V231H123ZM126 232H127V230H126ZM152 232V231H151ZM127 235H129V234H127ZM157 237V238H156ZM119 239V238H118ZM137 239V238H136ZM121 241V240H120ZM45 245V244H44ZM122 246V245H121ZM49 247V246H48ZM73 249V248H72ZM72 251V250H71ZM71 254V253H70ZM42 257H43V255H42ZM99 257V256H98ZM97 257V258H98ZM96 258V259H97ZM90 259V258H89ZM94 259V258H93ZM13 260V259H12ZM14 260H15V258H14ZM104 260V259H103ZM102 260V258L100 257V258H98V260H96V261H98V262H100L99 264H102L104 261ZM17 261H18V259H17ZM87 261L89 262L90 260H88L87 259ZM86 261V262H87ZM92 261V260H91ZM16 262V261H15ZM6 263V262H5ZM20 263V262H19ZM38 263V262H37ZM52 263V262H51ZM93 263L94 264H96L95 263V260L93 261ZM92 263V264H93ZM16 264V263H15ZM34 264V263H33ZM48 264V263H47ZM54 264V263H53ZM60 264V263H59ZM87 264H89V263H87Z\"/></svg>",
	"mask_w": 264,
	"mask_h": 264
},
{
	"label": "crops",
	"instance_id": "crops-1",
	"mask_svg": "<svg viewBox=\"0 0 264 264\" xmlns=\"http://www.w3.org/2000/svg\"><path fill=\"white\" fill-rule=\"evenodd\" d=\"M230 172L221 177L215 203L225 200L240 176ZM162 264H264V167L226 206L221 221L199 218L165 239Z\"/></svg>",
	"mask_w": 264,
	"mask_h": 264
},
{
	"label": "built area",
	"instance_id": "built-area-1",
	"mask_svg": "<svg viewBox=\"0 0 264 264\" xmlns=\"http://www.w3.org/2000/svg\"><path fill=\"white\" fill-rule=\"evenodd\" d=\"M246 178H247V177H246ZM249 182H250V181H249ZM249 182H248V183H249ZM248 183H247V184H248ZM247 184H246V185H247ZM246 185H241L240 187H239V185H238V187L241 189V191H243Z\"/></svg>",
	"mask_w": 264,
	"mask_h": 264
}]
</instances>
